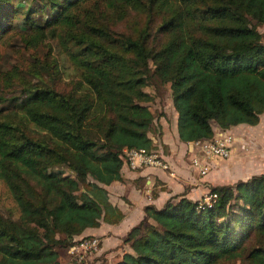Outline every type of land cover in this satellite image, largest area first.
<instances>
[{
    "label": "trees",
    "instance_id": "1",
    "mask_svg": "<svg viewBox=\"0 0 264 264\" xmlns=\"http://www.w3.org/2000/svg\"><path fill=\"white\" fill-rule=\"evenodd\" d=\"M131 12L144 25L117 30ZM19 27L26 48L57 35L76 78L59 89L58 64L36 58V80L0 94L40 132L0 117V178L19 210L0 211V264H57L95 237L86 229L122 220L107 187L123 180V151L160 144L149 80L168 86L184 143L264 113V0H0V34ZM210 190L212 206L186 193L145 206L113 264H264V173Z\"/></svg>",
    "mask_w": 264,
    "mask_h": 264
},
{
    "label": "crops",
    "instance_id": "2",
    "mask_svg": "<svg viewBox=\"0 0 264 264\" xmlns=\"http://www.w3.org/2000/svg\"><path fill=\"white\" fill-rule=\"evenodd\" d=\"M174 118V126L171 128L165 122L159 123L160 144L156 149L169 164L170 169L144 167L132 170L124 166L121 170L123 180L114 181L107 187L111 203L123 212L124 217L119 223L102 222L99 227L88 228L84 232V235L100 237L98 250L108 253V250H112L110 247H116L118 244L121 246L122 252L114 259L111 257L110 264L128 249L127 245L122 243V246L119 242L123 240L127 231L145 216V206L152 204L160 208L171 196L182 193H186L192 200H198L194 198L192 189L187 190L186 187L190 180H196V176L199 178V175L209 176L210 182L223 185L264 173V113L254 126L239 124L227 130L215 128L211 140L229 135L232 142L227 158L212 159L206 158L203 152H200L196 142L184 143L178 139L176 113ZM194 159H197L201 167L194 163ZM205 164L208 168L202 174L201 170ZM218 176L222 177V180H218Z\"/></svg>",
    "mask_w": 264,
    "mask_h": 264
},
{
    "label": "rangeland",
    "instance_id": "3",
    "mask_svg": "<svg viewBox=\"0 0 264 264\" xmlns=\"http://www.w3.org/2000/svg\"><path fill=\"white\" fill-rule=\"evenodd\" d=\"M36 19H38V16H36ZM144 22L145 17L142 14L138 15L131 12L127 18L116 24V29L119 31H130L133 27L139 29L144 25ZM17 23L21 26L20 21L16 22V24ZM20 28L21 27L13 29L14 31L12 33L8 31L9 33L0 34V94L6 98L21 95L22 85L30 80H36L27 72L29 67L39 64L36 62V58L41 60L48 58L49 61L57 63L61 72V77L59 81H57L56 87L64 89L65 91L69 90L76 76L72 66L66 61L64 52L58 45L59 37L57 35L51 36L49 33V36L44 39V42L40 43L37 47L26 48L23 45L22 38L24 35L30 33L21 31ZM259 30L264 34V27H260ZM42 79L47 80V75L44 74ZM144 90L153 97L150 101V107L154 116L157 117V119L160 118V123L165 122L170 128L174 126L175 112L170 102L168 86L156 88L152 81L149 80ZM0 117L11 119L15 122H18L17 120H22L24 124L23 127L31 134L38 136L40 133L33 125L25 123L20 112L17 111V115L15 116L13 107L8 101L4 104H0ZM200 152L203 151L200 150ZM196 175L198 174L196 173ZM195 179L196 180H190L191 182H188L186 189H192V192L195 194L194 198H197L198 201L203 204L211 194V187L216 186L218 183L210 182L209 176L201 177L199 175V178L196 176ZM217 179L222 180V177L218 176ZM0 211L6 216L13 214L15 217L19 213L6 183L1 178ZM96 238L99 240L100 245V237ZM119 243L122 245L123 241L121 240ZM110 249L112 250H108V253L98 250L85 256L84 259H86V264H110V258L113 257L114 259L116 256L120 255L122 248L118 244L116 247H110ZM76 258L78 257L75 253L71 254L68 250H60L57 264H72L75 262ZM217 264L247 263L236 259L232 261L222 260Z\"/></svg>",
    "mask_w": 264,
    "mask_h": 264
},
{
    "label": "built area",
    "instance_id": "4",
    "mask_svg": "<svg viewBox=\"0 0 264 264\" xmlns=\"http://www.w3.org/2000/svg\"><path fill=\"white\" fill-rule=\"evenodd\" d=\"M232 142V137L220 136L216 140H208V141H199L196 142L200 147V150L203 151L204 155L208 159L216 158H227L230 154V146ZM124 156L127 160L128 166L133 169H141L144 167H153L159 168L163 170L170 169L169 164L162 158L156 150H146V149H124ZM194 163L197 166L199 162L197 159H194ZM201 167V166H200ZM208 165L205 164L202 167L201 173H205ZM216 194H210L209 198L206 200L203 205L212 206L216 201ZM202 204V203H201ZM99 248V240L96 237L83 239L79 243L73 245L69 252L71 254H76L78 259L82 260L85 256L96 252Z\"/></svg>",
    "mask_w": 264,
    "mask_h": 264
}]
</instances>
